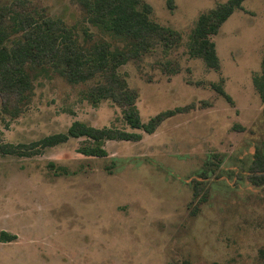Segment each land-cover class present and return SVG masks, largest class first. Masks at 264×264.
<instances>
[{
  "label": "rangeland",
  "instance_id": "1",
  "mask_svg": "<svg viewBox=\"0 0 264 264\" xmlns=\"http://www.w3.org/2000/svg\"><path fill=\"white\" fill-rule=\"evenodd\" d=\"M140 1L173 34L122 66L119 79L136 92L144 123L186 110L138 132L139 141L108 140L104 158L80 154L84 138L30 156L0 153V234L16 237L0 240V264H263L264 184L250 171L264 155L253 83L264 61V0H245L212 37L218 71L191 57L188 43L198 18L229 0ZM3 4L60 19L81 42L87 30L123 45L89 24L78 0ZM107 79L72 85L49 72L23 101L0 91V144L30 145L76 121L135 132L112 101L86 100ZM220 83L232 103L211 87Z\"/></svg>",
  "mask_w": 264,
  "mask_h": 264
},
{
  "label": "trees",
  "instance_id": "2",
  "mask_svg": "<svg viewBox=\"0 0 264 264\" xmlns=\"http://www.w3.org/2000/svg\"><path fill=\"white\" fill-rule=\"evenodd\" d=\"M244 1L229 0L198 18L188 43L191 57L201 58L209 68L219 70L212 37L236 9H241ZM3 2L0 0V91L23 101L33 91L36 78L48 76L49 72L58 74L72 85H85L93 79L108 77L105 84L87 91L85 98L93 106L109 100L115 103L122 110L125 124L135 132L99 129L76 121L66 133L48 136L30 145L0 144L2 155L30 156L32 151L29 149H47L70 139L84 138L78 152L87 157L104 158L108 154L105 149L108 140L139 141L142 133L152 134L165 119L186 110L166 111L144 123L136 106V92L119 79L122 66L151 52L157 44L155 41L162 40L166 32L173 34L172 30L151 20L149 5L140 0H78L88 23L110 39L123 43L120 47L109 41L93 40L87 30L83 32L85 40L81 42L62 20L36 10H18ZM253 83L264 103V61L262 71L253 78ZM211 87L232 103L221 83ZM5 110L0 107V114ZM59 170L63 175L67 173L65 168ZM256 171L261 175L251 176V182L264 184V155L259 152L255 154L250 172ZM15 238L7 232L0 234L2 242Z\"/></svg>",
  "mask_w": 264,
  "mask_h": 264
}]
</instances>
